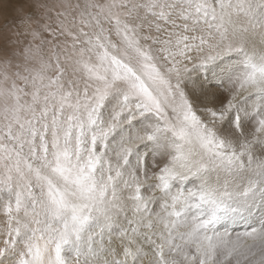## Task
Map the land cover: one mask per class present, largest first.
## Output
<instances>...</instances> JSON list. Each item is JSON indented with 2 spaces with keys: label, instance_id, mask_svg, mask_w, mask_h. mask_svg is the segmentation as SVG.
<instances>
[{
  "label": "snow or ice",
  "instance_id": "1",
  "mask_svg": "<svg viewBox=\"0 0 264 264\" xmlns=\"http://www.w3.org/2000/svg\"><path fill=\"white\" fill-rule=\"evenodd\" d=\"M0 264H264V0H0Z\"/></svg>",
  "mask_w": 264,
  "mask_h": 264
},
{
  "label": "rangeland",
  "instance_id": "2",
  "mask_svg": "<svg viewBox=\"0 0 264 264\" xmlns=\"http://www.w3.org/2000/svg\"><path fill=\"white\" fill-rule=\"evenodd\" d=\"M228 230L232 231H243L244 230V224L243 222H240L238 225H232V224H228Z\"/></svg>",
  "mask_w": 264,
  "mask_h": 264
}]
</instances>
